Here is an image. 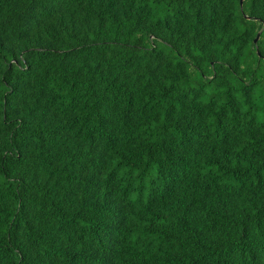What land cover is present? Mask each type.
Returning a JSON list of instances; mask_svg holds the SVG:
<instances>
[{
	"label": "trees",
	"instance_id": "obj_1",
	"mask_svg": "<svg viewBox=\"0 0 264 264\" xmlns=\"http://www.w3.org/2000/svg\"><path fill=\"white\" fill-rule=\"evenodd\" d=\"M0 264H264V0H0Z\"/></svg>",
	"mask_w": 264,
	"mask_h": 264
},
{
	"label": "water",
	"instance_id": "obj_2",
	"mask_svg": "<svg viewBox=\"0 0 264 264\" xmlns=\"http://www.w3.org/2000/svg\"><path fill=\"white\" fill-rule=\"evenodd\" d=\"M239 3H240V0H239ZM258 32L256 33V35H255V37H254V39H253V41H256V39H257V37H258ZM257 52V51H256Z\"/></svg>",
	"mask_w": 264,
	"mask_h": 264
}]
</instances>
